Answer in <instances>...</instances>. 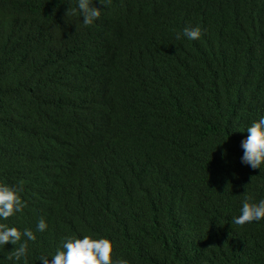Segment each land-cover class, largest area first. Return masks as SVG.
Listing matches in <instances>:
<instances>
[{"label": "trees", "instance_id": "obj_1", "mask_svg": "<svg viewBox=\"0 0 264 264\" xmlns=\"http://www.w3.org/2000/svg\"><path fill=\"white\" fill-rule=\"evenodd\" d=\"M94 2L85 26L76 0H0V182L26 201L0 223L37 237L0 264L73 233L130 264H264V219L231 223L264 198V165L240 160L264 115V0ZM186 25L201 37L177 40Z\"/></svg>", "mask_w": 264, "mask_h": 264}, {"label": "clouds", "instance_id": "obj_2", "mask_svg": "<svg viewBox=\"0 0 264 264\" xmlns=\"http://www.w3.org/2000/svg\"><path fill=\"white\" fill-rule=\"evenodd\" d=\"M99 3L104 5L103 0H99ZM102 8L98 7L94 0H76L73 12H78L83 25L88 26L100 17ZM201 35L202 28L199 25H186L182 31L176 33V39L180 40L186 37L189 40H197ZM241 131L247 132V136L240 142L243 149L240 157L241 162L253 169L261 170V166L264 165V115L252 120ZM21 192L20 185L0 182V219L7 220L15 213L23 212L26 201L22 199ZM262 219H264V198L257 200L247 194L241 201L239 214L233 216L231 223L244 225ZM35 227L39 232L45 231L48 227L45 218L40 217ZM22 237H26V239L22 240ZM36 239V234L31 228L25 227L21 231L16 226L0 223V245H5L7 242L15 245L9 256L11 260L26 259L28 241ZM112 253L113 241L107 236L95 233H82L81 235L73 233L61 239L54 253L41 255L38 260L43 264H130V261L125 257L114 259Z\"/></svg>", "mask_w": 264, "mask_h": 264}]
</instances>
